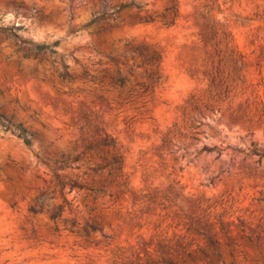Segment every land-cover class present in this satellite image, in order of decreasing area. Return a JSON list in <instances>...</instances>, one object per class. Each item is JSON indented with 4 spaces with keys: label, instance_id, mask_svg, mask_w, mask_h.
Instances as JSON below:
<instances>
[{
    "label": "rangeland",
    "instance_id": "obj_1",
    "mask_svg": "<svg viewBox=\"0 0 264 264\" xmlns=\"http://www.w3.org/2000/svg\"><path fill=\"white\" fill-rule=\"evenodd\" d=\"M132 1L140 7L91 22ZM174 3L173 15L169 0H0V26L21 25L20 39L0 31V114L33 133L26 145L0 123V264H264V158L245 155L252 144L264 148V0ZM101 27L108 29L93 34ZM22 39L57 41L56 54L34 57ZM91 43L113 54L126 43L158 54L154 92L120 104L116 90L79 79L83 67L113 74ZM228 48L242 63L239 74ZM59 60L73 79L57 77ZM216 67L226 99L209 81ZM151 68L120 66V73L131 87ZM191 96L197 108H185ZM104 133L114 148L96 146L75 162L78 170L58 172L78 173L104 193L92 202L65 188L70 209L55 219L29 213L52 185L44 162L72 157ZM204 145L220 155L200 151ZM111 154L121 158L117 182L105 171L81 175ZM84 220L102 230L84 235Z\"/></svg>",
    "mask_w": 264,
    "mask_h": 264
},
{
    "label": "trees",
    "instance_id": "obj_2",
    "mask_svg": "<svg viewBox=\"0 0 264 264\" xmlns=\"http://www.w3.org/2000/svg\"><path fill=\"white\" fill-rule=\"evenodd\" d=\"M106 3V0H104ZM175 0H169L170 5L165 9L168 14H175L176 13V3H174ZM129 6H136L139 8L140 6L135 4L133 1L129 3H123L117 6L112 11H105L103 10L100 14L94 17V19L91 22H94L95 20L105 17L108 15H113L118 13L123 8L129 7ZM162 18H164V15H161ZM139 20L144 21H152L153 17L149 16L148 18H138ZM170 22H173L171 19ZM21 28V25H6V26H0V31H3L7 35L15 38L20 39V35L18 34L17 30ZM108 28L101 27L93 32V34H98L99 32H104ZM23 42H26L28 45V51L33 52V56L36 57L39 53H49L50 55L55 56L56 50L54 46L58 43L57 41L51 42V43H33L32 41L22 39ZM101 43V42H99ZM226 45L228 41H225ZM91 49L95 52L101 53L107 64H110L113 67V74H103L101 76H95L88 72L86 68H81L79 79L83 80L84 82H90L92 84H95L101 88L104 87H110L113 90H116L118 92V98L121 100L120 104H125L130 101H132L135 97H146L147 95L154 92V86L153 83L157 82L159 80V74L157 73V65L159 60V55L156 54L154 51H152L150 54L145 53L146 49L143 47H132L128 43H126L125 49L120 53H112V50L109 49L107 51L95 46L94 44H90ZM228 55L231 59V68L234 72L240 73L241 70V61L238 57L234 58V51L232 48H228ZM26 56V55H25ZM135 58H141V61L139 63H135ZM55 57L53 58L52 62H55ZM221 59H219V62ZM98 63H100L98 61ZM60 68L56 69L57 71V77L60 80H70L74 77L71 76L67 70V65L62 61L59 60ZM144 64L152 66L150 71L144 70L143 74L145 76L144 81H135L133 86L127 87V77L122 75L120 73V66H126L127 71L130 73L132 72L133 68H138L140 66H143ZM210 84L218 89V92L216 93L218 97H221L220 95L223 93V98L226 99L229 97L227 92L229 91L227 89V85L225 83V79L221 77L220 72L218 70V67H216L215 72L210 73L209 78ZM136 88V91H135ZM126 90L125 94L121 96V91ZM192 96L190 97L189 101L186 102V106H192L193 108H197L196 102L192 101ZM211 110L214 109L213 106L210 107ZM0 123L5 127V129H12L16 132L17 136L20 137L23 142L26 145H29L31 142V137L33 133L27 131L24 127L21 126L20 123L18 124H11L2 114H0ZM191 138H194L191 136ZM163 141V140H162ZM96 146L101 147H115V141L114 138L109 136L108 134L104 133L100 136L98 140H96L95 143L88 142L84 145L83 149L78 153L75 154L72 157H69L68 154L62 153L59 157L54 158L51 160L50 164L48 162H44L46 165L49 166L52 174V185L49 189L41 190L34 198L32 203L28 206V212L31 214L39 213L43 210L49 211V218L55 219L58 217L61 212L63 211L64 207L70 206V200H67L64 196V190L67 188V192L72 191L73 189L77 191H84V197L90 198L92 202L95 201L97 194H103L104 190L102 186L95 187L94 185L86 182H82L78 179L79 175L78 173H75L73 176H70L69 174H60L59 171L63 170H78L79 165L75 164V162L80 158L81 155H87L89 158L92 157L91 152L96 148ZM217 151V156L220 155L219 149L216 147H207L202 146L200 151L205 152H211V151ZM245 155H255L258 157V160L264 158V148L260 147L258 145L252 144V147L245 153ZM101 160H106V158H102ZM106 173L107 176H114L113 182H117V178L119 179L122 175V167H121V158L118 154H111L110 158L102 163H93L90 165L86 170H83L81 172V175H85L89 172L91 173ZM38 177V176H35ZM8 179V178H7ZM56 196H59L61 198V201L59 203H56L52 209L50 206V201L54 200ZM260 199L264 201V191L261 192ZM14 203H12L13 205ZM70 209V208H69ZM64 222H68V228L71 230L77 223V220L75 218L65 219ZM81 231L84 235H88L90 231L94 232L96 230L101 231L102 228L98 226L97 224L88 222V221H82L81 223ZM222 228V226H221ZM56 230V228H55ZM208 244L211 246L213 251L217 254L219 257V253L217 251V244L216 241L211 238L210 236H207ZM168 264H173L171 262H168Z\"/></svg>",
    "mask_w": 264,
    "mask_h": 264
}]
</instances>
